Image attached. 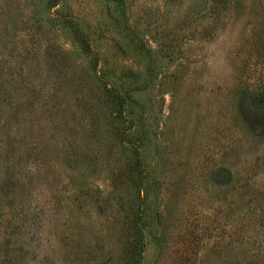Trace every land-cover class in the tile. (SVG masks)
Masks as SVG:
<instances>
[{"label": "rangeland", "instance_id": "1", "mask_svg": "<svg viewBox=\"0 0 264 264\" xmlns=\"http://www.w3.org/2000/svg\"><path fill=\"white\" fill-rule=\"evenodd\" d=\"M120 4L0 0V264H264V0Z\"/></svg>", "mask_w": 264, "mask_h": 264}, {"label": "trees", "instance_id": "2", "mask_svg": "<svg viewBox=\"0 0 264 264\" xmlns=\"http://www.w3.org/2000/svg\"><path fill=\"white\" fill-rule=\"evenodd\" d=\"M114 1H115V3H121L120 8L122 9L123 0H114ZM77 37L79 38V42H80L82 51L85 54L91 53V49H90L89 44L86 41V39L83 38L79 34H77ZM96 61H97V59H96V57H94L91 64H90V69L92 71H95V69H96V66H95ZM141 176H142V174H141ZM139 184H140V181H138V185ZM137 196H138V198H140L139 194ZM145 203H146V199H143V198L139 199V204H137L136 209L132 215V217H133L132 218V223H133L132 224V230H133V233L135 235L134 242H136V244L138 246L137 251L134 255V260H133L132 264H140L141 263L142 253H143V249H144V244H145L144 230H145V225H146L145 224V208H144Z\"/></svg>", "mask_w": 264, "mask_h": 264}]
</instances>
